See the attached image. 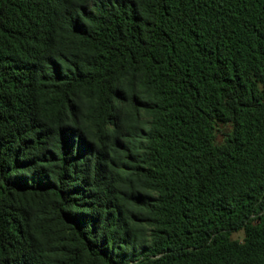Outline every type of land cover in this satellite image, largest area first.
<instances>
[{
  "label": "trees",
  "instance_id": "1",
  "mask_svg": "<svg viewBox=\"0 0 264 264\" xmlns=\"http://www.w3.org/2000/svg\"><path fill=\"white\" fill-rule=\"evenodd\" d=\"M0 264H264V0H0Z\"/></svg>",
  "mask_w": 264,
  "mask_h": 264
},
{
  "label": "rangeland",
  "instance_id": "2",
  "mask_svg": "<svg viewBox=\"0 0 264 264\" xmlns=\"http://www.w3.org/2000/svg\"><path fill=\"white\" fill-rule=\"evenodd\" d=\"M243 235V230H238L232 233V237L237 239H242Z\"/></svg>",
  "mask_w": 264,
  "mask_h": 264
}]
</instances>
